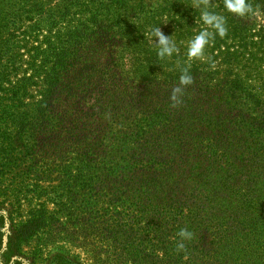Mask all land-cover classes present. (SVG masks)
<instances>
[{
    "label": "trees",
    "instance_id": "16d2710c",
    "mask_svg": "<svg viewBox=\"0 0 264 264\" xmlns=\"http://www.w3.org/2000/svg\"><path fill=\"white\" fill-rule=\"evenodd\" d=\"M207 2L227 34L189 60L206 27L191 0H0L14 251L71 236L105 242V264H264V0L245 17Z\"/></svg>",
    "mask_w": 264,
    "mask_h": 264
},
{
    "label": "rangeland",
    "instance_id": "374dc122",
    "mask_svg": "<svg viewBox=\"0 0 264 264\" xmlns=\"http://www.w3.org/2000/svg\"><path fill=\"white\" fill-rule=\"evenodd\" d=\"M7 216V173L0 176V215ZM0 222V264H105L107 244L99 243L98 246L89 244L87 240H76L69 236L68 241L50 244L41 252V235L27 243L21 251L16 252L9 245L10 227ZM87 242V243H85ZM104 243V244H103ZM44 248V247H43ZM69 257L60 261L59 256ZM96 255V256H95Z\"/></svg>",
    "mask_w": 264,
    "mask_h": 264
},
{
    "label": "clouds",
    "instance_id": "9594fccd",
    "mask_svg": "<svg viewBox=\"0 0 264 264\" xmlns=\"http://www.w3.org/2000/svg\"><path fill=\"white\" fill-rule=\"evenodd\" d=\"M191 4L193 8L201 9L199 18L206 27L189 41L187 47V57L189 60L199 59L204 56L205 48L210 43L214 34L219 35L221 38L225 37L227 34L225 18L215 12L209 11L207 0H191ZM223 6L228 12L234 13L240 17H245L249 14H256L247 0H223ZM150 35L154 38L155 42L158 38L159 42H156L158 46V57H171L177 51L175 44L172 42V36L166 37L162 32L161 27L153 29ZM192 83L193 79L189 74L188 69H183L179 78L178 86L172 90L171 101L173 106L181 101L185 88ZM177 235L180 241L177 244V248L183 249V241L190 240L193 233L187 229H181Z\"/></svg>",
    "mask_w": 264,
    "mask_h": 264
}]
</instances>
